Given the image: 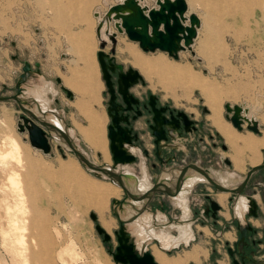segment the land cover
<instances>
[{"label": "rangeland", "instance_id": "rangeland-1", "mask_svg": "<svg viewBox=\"0 0 264 264\" xmlns=\"http://www.w3.org/2000/svg\"><path fill=\"white\" fill-rule=\"evenodd\" d=\"M119 1L0 0V95H10L15 92L14 81L21 71L24 59L31 64L34 63V60L39 61V63L40 61L43 62L49 71V77L61 76L60 78L64 81L70 75L69 68L74 66V63L79 68L84 67V63L86 71L92 72L88 55L93 53L98 79L101 83L98 91V103L86 94L70 88L75 92V100L72 103L71 96H68L62 88L61 79L60 81L53 79V81L56 88L55 93H58L57 96L54 94L57 98L55 99L57 105L60 106L61 104L66 106L65 108L68 110H72V113L67 114V117L68 115L71 116L69 119L61 115L66 123L75 126V142L96 163L106 161L103 160L98 151L93 150L79 131L78 125L83 126L87 124V121L79 111L78 104L85 101L93 109L104 112L106 131V124L109 121L105 111L108 92L101 78L96 56V51L99 50V40L95 33L98 23L94 15L97 12L101 15L104 14L110 5ZM187 1L189 7L204 21L190 50L182 51L177 58L170 56L163 50H141L138 43L129 40L125 34L117 33L111 22L110 30L117 33L115 60L122 62L125 67L132 66L141 73L142 79L130 86V90L139 97L140 102L144 101L149 94H154L160 104L167 105L174 110H184L194 121L196 128L189 130V135L184 130L180 131V135L187 133L188 136H191V138L188 137L190 139L188 144H190L191 162L198 161L201 165L213 169L215 174H222L227 177H229L228 173L236 171L238 174L233 178L242 179L252 163L244 155L242 168L234 166L231 159L233 153L231 147L206 118L208 114L210 116L208 109H211L205 99L207 94L212 96L215 104L220 107L224 124L228 122L232 127L233 125L227 117L230 112L226 111L224 104L226 102L238 103L246 107L248 115L257 120L259 131L255 132L247 128L246 122H244L242 129H237L235 126L233 128L244 134V136L240 135L243 137L253 134L256 139L264 138V0ZM59 11L61 12L58 13ZM81 34H84V42L88 50H81L80 46H78L77 51L70 50L71 41L75 39L78 45L77 38ZM73 36H75L73 40L69 39ZM122 40L141 50L145 55L136 52L139 57L146 60L148 64L155 66L151 69L139 66L148 77L137 65L135 66L134 63L133 65L130 62V56L124 51L125 43ZM107 41L104 50L109 52L110 41ZM80 54L87 57L83 59L81 56L80 58L78 56ZM159 56L165 58L159 59ZM187 66L192 78L196 81V85H190L184 79H178L166 72V70H171L169 68L180 70ZM18 110L21 109L16 101L0 100V141L4 139L6 133L10 132L9 134L17 137L21 145V162L19 165L14 160L9 161V163L19 173L23 199L27 208V212L20 217L28 227L26 240L30 248L38 251V241H40L42 248L46 250L45 256L42 255L43 258L41 259L46 264H125L115 262L109 251L110 249L114 250L117 244L113 229L118 227V222L110 209V202L112 197H121L123 191L120 189L118 195L110 196L106 202L105 216L111 219L110 227L106 228V231L111 237L108 240H103L102 234L98 233L94 227L95 222L101 224L97 212L94 209H86L80 200L83 196L81 188L79 190L73 182L71 183L70 178L74 176L77 183L80 184L82 180L88 185H97L98 183L107 185L109 178L98 176L89 170L86 172L79 164L74 152L60 139L50 138L51 149L49 152H43L42 149L32 146L26 131H21L18 128ZM143 112L133 123L137 127V129L134 127L133 129L140 133L135 143L141 146L140 151L142 153H140L141 155L138 154L135 161L132 162L134 165L132 166L133 172H138L141 160L144 161V164L149 165L152 156H154L153 147H151L152 134L146 119L149 117V113L144 109ZM100 120L102 122L101 117ZM249 132L251 134H247ZM205 139L207 144L204 142ZM222 144L226 146L223 147ZM143 149H146L147 152L145 153ZM168 149L170 152L176 151V160L182 158L183 155L178 148H170L169 146L162 148L163 152H168ZM242 149L251 151L245 146ZM242 149L239 150L242 151ZM261 151L260 162H263L264 148L259 150L260 155ZM150 154L152 155L150 156ZM70 158H75V163H78V166H75ZM226 159L229 161L227 162ZM171 162L173 160L168 161L167 164ZM107 163H112L110 154ZM66 166L69 169L67 171H65ZM79 167L85 173L81 172ZM8 173H10L9 169L4 170L0 166V198L3 196V187L8 185L6 180ZM206 186L212 188L209 195L217 200V192L208 182H199L195 185L190 196L191 229L194 236L187 245L179 243L178 246L164 251L168 256L155 247L166 259L184 257L181 255L185 249L197 245V259L188 260L186 263L220 264L217 259H222L220 258L221 255L225 257L226 262L228 261L227 257L230 256L226 251L227 247L222 236L216 235L215 229L202 223L198 218L204 207L205 202L202 203L203 200L200 198L202 197L201 193L206 190ZM245 191L255 196L260 209L264 207V167L253 173ZM199 192L200 196L198 195ZM228 194L231 195L230 192ZM74 197L75 199H73ZM15 198L14 193L7 192L9 203H12ZM162 199L161 213L174 221L180 211L173 209L172 203L166 196ZM219 204L221 203L219 202ZM91 210L95 211L98 216L95 221L89 215ZM225 211H217V214H223ZM4 212L3 205L0 203V228L2 225V228L6 229V213ZM207 218L209 221L211 220L210 215ZM217 220L219 221L220 218L218 217ZM204 225L209 230L206 227L203 228ZM214 226L215 228L219 227L218 224ZM169 230L175 235V228L172 227ZM2 243L3 239L0 235V264H14L11 259L12 256ZM153 244L155 242L148 245L151 251Z\"/></svg>", "mask_w": 264, "mask_h": 264}, {"label": "water", "instance_id": "water-1", "mask_svg": "<svg viewBox=\"0 0 264 264\" xmlns=\"http://www.w3.org/2000/svg\"><path fill=\"white\" fill-rule=\"evenodd\" d=\"M155 5L156 7L147 8L146 6H141L138 0H123L109 6L106 11L107 23L112 22L117 33L125 34L127 38L137 42L142 50H163L170 56L177 58L180 50L191 49L197 36L196 29L199 27L200 21L195 13H190L188 17L185 16L187 11L186 0H155ZM186 20H188V24H185ZM101 21L98 22L96 27V33L100 39L96 56L101 71V78L108 92L105 110L109 121L106 124V134L109 139L108 145L112 163L94 162L69 133L68 125L70 126L71 124L65 122V125L60 127L50 119L45 118L43 116L45 111L39 106H36L39 112L36 111L33 105L35 101L28 97L25 90L27 89L30 75L39 71V61L34 62L36 67L33 68V64L24 59L21 71L14 81L15 92L10 95H0V100H14L17 102L22 111L18 116V128L21 131H26L27 138L32 146L42 149L43 152H49L51 149L50 138L59 139L52 133V131H55L58 136L62 137L60 140L74 152L86 170L98 176L107 177L122 188L123 195L121 197H112L110 202L111 212L118 222V227L113 229L117 244L114 250H109L113 260L125 264H158L149 247L142 246L138 248L136 246L134 236L126 228L127 219L119 215L118 208L122 207L124 203H132V200H141L142 206L138 211H143L145 208L150 209L147 202L154 193L161 192L172 195L178 192L184 178L188 174L187 170L189 167L205 175L208 183L216 191L233 192L237 195L243 190L251 175L264 166V161L252 164L246 170L244 177L235 185L222 184L212 177L209 173V168L202 167L195 162H189L180 168L175 182L169 184L164 177L160 176L159 171L154 178L153 184L148 189L141 193L132 191L126 180L128 177L133 176V173L123 170L118 165L123 163L132 164L137 158V154L129 151L125 144H136L135 141L140 136L138 131L130 125V118L132 119L134 116L129 117L128 112L138 108L140 104L139 97L130 90V86L142 79V75L136 68L132 66L125 67L122 62L115 60L114 52L117 42V33L115 31L109 32L107 30L110 51L104 50L108 41L100 38ZM56 80L60 81V77L57 76ZM62 88L68 96L72 95L70 89L64 85H62ZM224 105L226 111L230 112L227 117L237 129H242L244 122H246L247 128L255 132L259 131L257 120L254 117L250 119L242 113V111L247 109L246 107L238 103L230 104L229 102ZM143 106H146L147 111L150 113V117L147 120L148 127L153 135V143L156 146L155 154L160 162L166 165L169 157L173 159L174 155L163 158L161 155L162 148L167 146L176 148L170 142L175 136H182L180 135L181 130L189 133V130H191L190 124H192L193 120L181 109L174 110L169 108L170 110L166 114L167 107L162 104L157 106L154 94H149L148 102L147 104L143 103ZM123 110L126 113L119 112ZM52 111L55 112V110ZM222 146L225 147L226 145L222 144ZM143 151L147 152L146 149H143ZM226 161L228 162L229 160L226 159ZM206 196L209 199V209L212 211V216L215 217V211L220 208V204L210 195L207 194ZM249 199L248 213L255 215L258 203L253 197H249ZM89 215L93 221L97 219L95 211H89ZM94 227L98 233L102 234L103 240H108L111 237L99 222H95ZM240 232L239 238L242 239L244 228H241ZM187 264L194 263L189 262Z\"/></svg>", "mask_w": 264, "mask_h": 264}, {"label": "bare ground", "instance_id": "bare-ground-1", "mask_svg": "<svg viewBox=\"0 0 264 264\" xmlns=\"http://www.w3.org/2000/svg\"><path fill=\"white\" fill-rule=\"evenodd\" d=\"M121 1H123V0H120L119 2H121ZM138 2L140 4V0H138ZM140 5L144 6L142 4H140ZM60 12L61 11H59L58 13H60ZM94 16H95V18H97V23L102 20L101 21L102 25L100 28V38L105 39V40H109L108 36H107V30L109 32H113L114 30L113 31L110 30L111 29L110 28L111 22L107 23L106 12L102 15L97 12V13H95ZM95 33H96V28H95ZM96 36H97V33H96ZM97 39L100 42V39L98 36H97ZM116 40H117V36H116ZM71 43H72L71 44V50H77L78 46H80L79 48L81 50H88L86 43L84 42V34H81L78 36V38H77L78 45L76 44L75 39H74V41H71ZM116 44H117V42H116ZM180 51H184V50H180ZM133 63L137 66H140L141 68L144 67L145 69H151V68L155 67V66L148 64L146 62V60H144L143 58H140L139 55H134ZM160 68L163 69L161 66H160ZM169 69H171V70H169V71L166 70V72L170 73L172 76H174L178 79H184L185 82L190 84V85H196V81H195V79L192 78L191 73H190V69L188 68V66L183 68V69H180V70L178 68H176V69L169 68ZM205 101L210 106V109H211V110H208V111H210L209 119L211 120L212 124L219 130V132L227 140L231 141V139L234 138V141H242L243 145L245 147L249 148L251 151H254V150L257 151L260 147H264V138L255 139V137H253L251 135L243 137L240 135L237 136L233 133H232L233 135L231 136V133H230L231 131H229L225 127L223 119L221 118V111H220L219 105L215 104V101L210 94L206 95ZM33 105H34V108L36 109V111L39 112L35 103H33ZM52 110L53 109L44 110L45 112H44L43 116L45 118L49 119L48 116L50 114H54L53 119L55 121H57L58 119H61V121H59L57 123L54 121L53 122L56 123L58 126L63 127L65 125L64 119L62 118V116L59 113H57L56 110H55V112H53ZM243 114L246 115L250 119L252 118V116L248 115V109H246L245 112L243 111ZM88 119H89V124L91 125V127H93V129L89 133H87V136H88L87 139H88L91 147H93L95 150H98L101 153L103 159L108 160V152L106 150V146H105V143L103 140L104 137H103L102 129L100 128V126H101L100 117L96 114L95 115H88ZM68 129H69V133H70L71 125L70 126L68 125ZM9 133L10 132L6 133L4 139L0 141V166L4 170L5 169L10 170V173H8L7 177H6L8 185L7 186L5 185L3 187V196L0 198V203H1V205H3V209L5 210L4 213H6V223H7L6 229H3L2 225L0 228V235L2 236V239H3L2 244L4 245L6 250L10 253V255L12 256L11 259L14 261V264H46L44 262V260L41 259V258H43L42 255L46 254V250L44 248H42L40 241H38L39 250L34 251L33 249L30 248V246L26 240V233L28 231V227L26 226L24 221L21 220L20 215H23L25 212H27V208L25 206V202L23 199L19 173L17 170L12 168L10 166V163H9V161L14 160L16 162V164L19 165V163L21 162L22 149H21V145H20L17 137L15 135L9 134ZM52 133L54 134L55 137H57L59 139L62 138V137L58 136V133H56L55 131H52ZM71 135L73 138L76 137L74 132ZM106 137H107V134H106ZM176 137L177 136H175L171 142H173L176 139ZM125 145H126L127 149L131 152H134L131 148H137L134 144H127L126 143ZM109 153H110V150H109ZM76 159L78 160L81 167L86 171V169L80 163L79 159L77 157H76ZM105 163L109 164L107 162H105ZM118 166L122 167V169L125 171L131 172L130 169L132 167V164H130V163H123V164H119ZM179 171H180L179 167H175L173 165H167L166 164L163 167H161L160 176H162L164 178H166V176H168V175L174 177V176H177L179 174ZM187 173H188L187 176L200 175L204 178L203 181H208L205 175H203L201 172L195 170L192 167H191V169L187 170ZM209 173L212 175V177H214L216 179V177L213 175L211 170H209ZM170 180H171V183L175 182V179H173V178ZM109 182L113 186L110 184L106 185L105 183H102V185H100V183H98L99 185L98 184L97 185H95V184L94 185L93 184L88 185L87 183H84V181H82V180L79 184V187L81 188V191L83 192V196L80 199L81 202L84 204L86 209L94 208L98 211L97 213L100 214L102 224H103V226L102 225L101 226L104 229L108 228L109 225H108V221L103 217V214L101 212L102 205L107 202V200L110 196L118 195L120 189L122 190V188L118 184H116L114 181L109 180ZM126 182H127V185L129 186V188L136 193L137 192L141 193V192L145 191L148 186H151L150 184H146V185H143L141 187L133 188L132 186H134L135 183L137 182V177H135V176L128 177ZM167 182H168V180H167ZM198 182H201V181H198ZM233 185H235V184H233ZM7 192H12L16 195V198L12 203L8 202ZM218 192L228 193L226 191H218ZM239 195H240V193L235 196V200H238L236 203L234 200L235 210L238 213L244 212V211H242V208L245 207V200L242 198L239 201V197H240ZM132 201L135 205H132V203H130V202L124 203L122 205V207L118 208V211H119V215L122 218L127 219L126 228L134 236V241L136 243V246L138 248H140L142 246L148 247L149 243L155 242L158 244L160 243V245L162 247H165V248L172 247L173 241L177 240L176 237H172L169 234V232L164 231V230H161L160 232H156L154 230L153 226L147 225L142 220V218L140 216V213L148 211L152 214L153 220L156 222V220L154 219L156 211L152 210V209H148V208H145L143 211H138V209L141 208V206H142V201H139V200H137V201L132 200ZM234 203H233V206H234ZM137 211H138V213L135 214ZM233 211H234V208H233ZM237 217L239 218V216H237ZM240 217H241V215H240ZM149 218L150 217L147 216V220L152 223L151 219H149ZM97 219H98V216H97ZM178 220L179 219L175 218L173 222H177ZM239 220L243 224L244 218H242V219L239 218ZM171 222L172 221L168 220L166 223H163L160 226H158V224H154V225H156L158 227H162L163 225H171ZM181 234L182 233H180V237H181ZM165 238H168L170 240V243L168 245L164 243ZM164 250H167V249H164ZM154 252H155L156 259L158 260V262L160 264H185L188 260L193 258V255H191L190 253H186L184 255V257H178L176 259L168 260L165 257H163V255H161L157 251L156 248L154 249Z\"/></svg>", "mask_w": 264, "mask_h": 264}, {"label": "crops", "instance_id": "crops-1", "mask_svg": "<svg viewBox=\"0 0 264 264\" xmlns=\"http://www.w3.org/2000/svg\"><path fill=\"white\" fill-rule=\"evenodd\" d=\"M186 3H187V11L185 12V16L188 17V15L190 13H195V11H193V9L189 7V3H188L187 0H186ZM140 4L146 6L147 8H151L153 6L156 7L155 0H140ZM197 17H198V19L200 21V25L196 29L197 30V35H198L200 26H203L204 21L201 19V17L199 15H197ZM185 24H188V20L185 21ZM122 35H124V34H122ZM73 38H75V36H73V37H71L69 39H72L73 40ZM123 42L125 43V45H124V51H126L127 54L130 56V62L133 64L134 55H138L137 54L138 52L139 53H143V52L141 50L135 48V47L130 46L129 44H127L125 42V40ZM132 42H134V41H132ZM70 46H71V44H70ZM129 49H132V50H129ZM70 50H71V48H70ZM77 50H75V51H77ZM133 52H135V53L132 54ZM181 52L182 51H180L179 53H181ZM78 53H81V52H78ZM78 56L80 58L82 56L83 59L87 57L86 55H83V54H80ZM163 56H159L158 58L159 59L165 58ZM88 58H89V62L91 63V66H92V72L89 71V70L86 71V68H85V64L84 63H83L84 67L82 66L81 68H79V66L78 65H75V63H74V66H72L71 68H69L70 75L67 76L64 81L62 80V78H60V79H61V82H63L62 85H64L68 89L74 88L77 91H79L80 93L86 94L94 102H97L98 103V91H99V85L101 83H100V81L98 79V71H97L95 59H94V56H93V53L92 52L89 53ZM35 61H37V60H34V62ZM74 62H75V60H74ZM35 67L36 66L33 63V68H35ZM137 67L140 68L139 66H137ZM38 69H39L38 73H35V74L33 73V75H30V77H29L28 86H27V89L25 90L26 94L28 95L29 98H31L33 101L36 102L35 105L37 107L39 106L43 110L53 109V110H56L57 113H59L60 115L62 114L64 117H67V114L72 113V110H68L67 108H65L66 106H63L61 104H60V106H58L57 103H56V101H55V99H57L56 96H57L58 93L57 92L55 93L56 88H55V83H54L53 79H56L57 75H55L53 77H49L48 76L49 75V71L46 69V67L44 66V63L41 62V61L39 63ZM140 70L143 72V70L141 68H140ZM157 72H158V70H157ZM19 73L17 74V76L19 75ZM152 74L149 77L150 79H151ZM152 86H154L153 83H152ZM70 91H71V93L73 92L72 93L73 96L71 95V97H70L71 98V101L73 103L74 100H75V92L72 89H70ZM58 98H61V97L58 96ZM74 107H75V105H74ZM78 109L83 114V116L85 117V119L87 121V124H85L83 126L78 125V127H79L80 133L83 135V137L85 138V140L88 143H89V141L87 139L88 138L87 133H89L93 129V127H91V125L89 124L88 115L97 114V115H99L102 118V122H101L100 128L103 131L102 132L103 133V137H104L103 140H104V143H105V146H106V150L108 152V149H107V140H106V135H105L106 131H105V127H104V125H105L104 112H102L101 110L99 111V110L93 109L92 107L88 106L87 102H85V101L84 102H80L78 104ZM18 112H19L18 113V116H19L21 110H18ZM53 115L54 114H50L48 116V118L50 120L56 122V123L59 122V121H61V119H58V118H57L58 120L55 121L53 119ZM208 116H209V114L207 115L206 118L210 121V124L215 128V130L222 136V138L231 147V149L233 151V153L231 154V157H232L231 159H232V162H233V164H234L235 167L242 168V162L244 161L243 160L244 155H246L248 157L249 161L252 164H257V163L260 162V156H262V151H261V155H260L259 150H261V148H264V147H260L257 151L254 150L253 152L252 151H246L245 149H242V148H244V145L242 144V141H237L236 142V141H234V138L231 139V141L227 140L219 132V130L212 124V122L208 118ZM69 117H71V116L68 115L67 118L69 119ZM70 121H71V119H70ZM225 125L229 129V131H231L230 132L231 133V136L233 134L243 135L244 136V134H241L239 131H236L228 122H226ZM133 127L137 129V127L135 125H133ZM73 132L75 134V126L74 125L71 126V130H70V133L71 134H73ZM247 134H251V133L249 132ZM188 135H189V133H188ZM188 135H187V133H185L184 135H182L180 137L178 136L180 138V141L182 142V145H179L176 148H178L180 150V152L182 153V155H183V156H181L182 158L176 160V156H177L176 151L170 152L169 149H168V152H166V151L163 152V150H161V155L163 157L165 155H168V157L170 155H174V158L171 159V160H173V162H171L169 165H173L175 167L181 168L183 165L191 162V153L189 151V145L190 144H188V142L190 140V139H188V137L191 138V136H188ZM251 135L254 137L253 134H251ZM204 142H206V144L208 143L206 139H205ZM206 144H204V146H206ZM89 145H90V143H89ZM140 147L141 146H139V148ZM151 147H153V146H151ZM239 149H242V151L239 150ZM93 150L95 152L98 151V150H95L94 148H93ZM98 153H100V152L98 151ZM151 155L152 154H150V156ZM103 160L106 161V162L109 161V153H108V160H105V159H103ZM70 161L71 162L73 161L75 163V158H70ZM145 162H146V160H145ZM195 162L198 163L202 167H207L208 168V166L201 165L198 161H195ZM77 164L78 163H75V166H78ZM132 166H134V165H132ZM163 166L164 165L160 162V160L158 158L156 159L155 156H152V159L150 160V164L149 165L148 164H145V166H144L143 164L141 165V163H139V166H138L139 170H138V172L134 171L135 172L134 173L132 171V167H131L130 170L133 173V176L137 177V182L132 187L133 188H135V187H141V186L146 185V184L152 185L156 174L160 171L161 167H163ZM67 169H68V167L66 166L65 167V171H67ZM79 169L81 170V172L85 173L82 170L81 167H79ZM189 169H191V167H189L188 170ZM209 170L212 171V173L216 177L217 181L220 182V183H222V184H225V185H233V184H236V183H238L240 181V179L233 178V176H235V175L238 174V173H236V171H231L230 173H228L229 177H227V176H224L222 174H215L214 171H213V169H210L209 168ZM172 178L173 179H176V176L173 177V176L168 175V176H166L165 180L167 179L168 180V183L170 184L171 183V180L170 179H172ZM203 180H204V178L202 176H200V175H190V176H186L184 178V180H183V182L181 184V187H180V189L178 190L177 193L172 194V195H168V194H165L164 195L161 192H159V193L156 192V193L153 194V196L147 202V205L149 206V208L156 211V214L154 216V219L156 220V222L153 220L152 214L150 212H148V211H145V212L149 215V217H150L149 219H151L152 223L153 224H158V226H160L161 224H163L165 222V220H167L166 219V216L163 213H161L162 212L161 211L162 204H163V199L162 198H164V196H166L170 200V202L173 205V209H177V211H180V214L176 217V218H179V221L171 223L172 224V227L175 228V230H176V233H175L176 238H179L180 239V241L178 242V244L175 245V246H173V247L178 246L179 243H184L185 245H187L189 243V240H191L193 238V236H194L193 235V231L191 229V222L189 220V218L191 217L190 216L191 215L190 214L191 213L190 211H192V209H191V199H190L191 197L190 196L192 194V190L194 189L195 185L197 183H199L198 181H203ZM70 182L71 183L73 182V184L76 185L77 188H79V190H80L79 183H77L75 181V177L74 176H73V178H70ZM203 182H205V181H203ZM109 184H110V182H109ZM110 185H112V184H110ZM149 187L150 186H148L147 188H149ZM205 189L206 190L201 193L202 197L201 198L199 197L200 199L203 200L202 203H204V202L207 201V199H205V194L206 193H210L212 191V188H209L208 186H206ZM216 192H217V200L222 204V205L220 204L221 205V209H219L218 211H220V210L221 211H225L226 210L225 213H223V216L224 217L222 219L220 218L219 221L217 219H216V221H213L214 224H218V226H220L222 220L228 221L230 219V212L229 211H233V204L230 203L229 201H227V203H226V197H227V194L228 193L218 192V191H216ZM245 193H247V192H244V194ZM198 195L200 196V192H199ZM203 197H204V199H203ZM73 199H75V197ZM139 201H141V200H139ZM132 205H135V204L132 202ZM223 205H226V206L224 207ZM92 209H94V208H92ZM106 209H107V206H106V203H105V204L102 205L101 212L103 214V217L108 221V225H109V224H111L110 223L111 219L106 218V216L104 215ZM94 210L96 212H98L96 209H94ZM259 211H261V213H258V216L257 217H253V216L249 217V220L251 221V223H252L253 226H257V225L258 226H261V225H264V207L261 208V209L259 208ZM98 216H99V219L101 221V225L103 226L100 214H98ZM202 217H204V216H202ZM143 221L147 225H152L150 222H148L146 220H143ZM186 222H190V224H187ZM205 224H208L211 228H214V227L211 226V224L209 222H207ZM152 226H153V228H154V230L156 232H160L161 231L156 226H154V225H152ZM186 226L189 229H186L185 228ZM204 227H206L208 229V227L206 225H204L203 228ZM261 227H260L259 232L260 233H263L264 231L261 229ZM105 230H107V229H105ZM180 233H182L181 234V237H180ZM236 236H237V230H236L235 226L232 225L229 229L225 230L222 238H228L229 240H232V239H235ZM185 241H187V242H185ZM176 242H177V240L176 241H173V244L176 243ZM154 247H156L157 249H159L160 251H162L163 254L165 253L164 251H168V250H164V249L160 248L158 246V243L153 244L152 245V251L151 252H152V254H153V256H154L155 259H156V256H155V252H154V249H155ZM185 253H190L191 255H193V258L190 259V260H196L197 257H198V246L197 245H193L190 249H185L183 251V254L182 255L180 254V255L181 256H184ZM175 256H177V255H175ZM169 257H171V256H169ZM220 258H222V259H220V260L217 259V262L218 263H220V264H227V262L225 261V257L223 255H221ZM227 259H229V257H227ZM156 261L158 262L157 259H156Z\"/></svg>", "mask_w": 264, "mask_h": 264}, {"label": "flooded vegetation", "instance_id": "flooded-vegetation-1", "mask_svg": "<svg viewBox=\"0 0 264 264\" xmlns=\"http://www.w3.org/2000/svg\"><path fill=\"white\" fill-rule=\"evenodd\" d=\"M148 99H149V95L147 96V98L144 100V101H141L138 108H134L133 110H130L128 113H129V117L131 116H134L132 119L130 118V125L133 127V123L136 119H138V117L140 115H142L144 112H143V109L144 111H147V108L146 106H143V103L147 104L148 102ZM156 105L157 106H160L161 104L157 101L156 99ZM167 107V111H166V114H168V110L169 107L167 105H164ZM139 110V111H138ZM106 111V110H105ZM141 111V112H140ZM120 113H126V111H119ZM148 112V111H147ZM149 113V112H148ZM107 115V113H106ZM149 117H150V113H149ZM149 117H146V119H148ZM147 124H148V121H147ZM190 127L192 130H194L196 128L195 126V123L194 121L192 122V124H190ZM136 130V129H135ZM150 130V129H149ZM106 132H107V129H106ZM151 132V131H150ZM139 133V132H138ZM140 134V133H139ZM107 138V137H106ZM108 140V138H107ZM109 141V140H108ZM151 141H152V146H153V149H152V152L154 153V156L155 158L157 159V156L155 154V144L153 143V135H151ZM172 146H179V145H182V142L180 141V138L177 136L176 139L173 141V142H170ZM134 144V143H133ZM137 148H131L137 155H141V151H140V148L138 145L134 144ZM109 149V148H108ZM172 152V151H171ZM141 153V154H140ZM110 154V153H109ZM111 155V154H110ZM165 157H168V155H165L163 158ZM170 157L169 159L167 160V163L168 161H170ZM141 165L144 164V161L141 160L140 161ZM169 165V164H167ZM264 167V166H263ZM133 168V167H132ZM246 173V172H245ZM252 177V175H251ZM250 177V178H251ZM241 180V179H240ZM250 180V179H249ZM248 180V181H249ZM203 182V181H201ZM208 182V181H206ZM248 183V182H247ZM247 185V184H246ZM245 185V187H246ZM193 186V185H192ZM191 186V187H192ZM245 187L243 188V190L241 192H246L245 191ZM240 192V197H239V201L243 198L245 200V207L242 208V211L244 212H240L238 213L236 210H235V203L238 201V200H235V196L236 194L233 193V192H230L231 195H227V201H229L230 203H234V200H235V203H234V211H229L230 212V219L228 221H225V220H222L220 226L218 228H215V224L213 221H216V219L219 217V218H223V214H217V211L219 209H221V205H220V208L217 209V211H215V217L212 216V211L209 209V199L208 197L206 196L207 194L209 195V193H206L205 194V199H207L208 201L204 203V207L201 211V215H199V219L202 223H207L209 222L211 224L212 227H214L213 229H215V231H217V233H215L216 235H220V236H223L225 230L229 229L232 225L235 226L236 230H237V236L235 237V239H232V240H229L228 238H222L223 239V242H225L226 244V251L228 253V255L230 256L228 261H227V264H264V232L263 233H260L259 230H260V227L261 229L264 231V225H261V226H253L251 221L249 220V217L253 216V217H257L258 216V213H261V211H259V203H258V207H257V211H256V214L253 215V214H250L248 213V206H249V202H250V199L249 197H253L254 199L255 196H253L251 193H241ZM238 197V196H237ZM237 199V198H236ZM257 201V199H256ZM241 217H240V215ZM210 215V218L211 220L209 221V218H207V216ZM239 216L240 219L244 218V222L242 224V222H240L239 218L237 216ZM140 216L142 218V220H147V216H149L146 212H142L140 213ZM201 216V217H200ZM204 216V217H202ZM167 220H165L164 223H166L168 220L171 221L169 218L166 217ZM179 219V218H177ZM190 222L192 221V217L189 218ZM179 221V220H178ZM150 222V221H148ZM190 222H186L187 224H190ZM151 223V222H150ZM173 223V221L171 222ZM152 225H154L153 223H151ZM156 226V225H154ZM157 228H159L160 230H164V231H167L169 232V234L173 237H176V235H173L171 233V231L169 230L170 228H172V224L171 225H163L162 227H158L156 226ZM167 227V228H166ZM178 228V227H177ZM186 229H189L187 226L185 227ZM241 228H244V234H243V238L240 239V229ZM259 232V233H258ZM189 238V237H188ZM180 241L179 238H177V242L176 243H172V247L170 248H165V247H162L160 245V243L158 244V246L160 248H163V249H167V250H170L171 248H173V246L177 245L178 242ZM187 242V241H185ZM164 243L165 244H169L170 243V240L168 238H165L164 239ZM232 244V245H230ZM162 252V251H161Z\"/></svg>", "mask_w": 264, "mask_h": 264}]
</instances>
